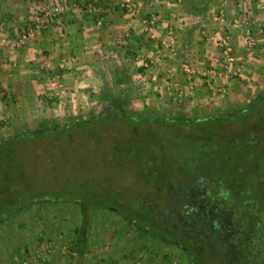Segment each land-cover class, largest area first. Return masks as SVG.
<instances>
[{"label":"crops","instance_id":"0c3cea01","mask_svg":"<svg viewBox=\"0 0 264 264\" xmlns=\"http://www.w3.org/2000/svg\"><path fill=\"white\" fill-rule=\"evenodd\" d=\"M127 2L134 10L123 7L126 0H0V34L12 39L37 17L43 23L41 7L62 4L66 8L23 48L14 49L12 44L3 50L0 115H20L25 122L40 113L42 120L47 119L50 111L45 99L51 97L61 99L70 116L80 112L81 100L96 98L140 101L141 108L134 103L136 109L146 110L159 104L165 107L166 101L175 98L182 108L203 112L231 103L249 104L264 90V34L252 31L264 25V0H235L237 12L231 26H223L215 17L217 0H212L213 6L209 0H184L181 5L176 0ZM100 16L102 23L97 25ZM225 35L232 46L229 62L222 53ZM249 35L259 42L253 55L246 52ZM181 61L191 68L208 63L224 73H216L214 87H203L182 71ZM50 65L54 78L47 71ZM239 68H244L241 80L226 75V70ZM5 93L19 100L15 109H4L1 99ZM92 106L84 107L88 112ZM4 237L8 246H0V264H123L128 251L123 236L112 240L104 234L88 242V258L79 252V258L69 262L64 246L48 254L37 253L40 237H44L36 232L26 238L18 234ZM86 243L81 242L85 249Z\"/></svg>","mask_w":264,"mask_h":264},{"label":"rangeland","instance_id":"374dc122","mask_svg":"<svg viewBox=\"0 0 264 264\" xmlns=\"http://www.w3.org/2000/svg\"><path fill=\"white\" fill-rule=\"evenodd\" d=\"M182 2L184 0H176L175 4L181 5ZM209 2L213 6L212 0ZM217 2L215 17L223 26L234 25L235 16L233 15L237 12L235 0H217ZM55 6L66 9L62 4H51L41 7V11L43 8L49 9ZM130 10H134V7H131ZM38 19L41 18L37 17L33 23L28 22V27L16 35L15 39L10 38L7 34H0V40L7 41V45L0 46V55L12 44L15 45L14 49L23 48L31 41L30 39L35 37L36 31L46 30L45 23H41ZM100 19L102 21L101 16L97 21ZM252 28L254 27L252 26ZM28 31L32 33L31 37H27ZM252 31L254 33L262 31L264 34V25L256 31L255 29ZM23 36H25V40L22 39ZM248 38H253L255 41L253 55L259 42L255 35ZM156 63H160V61ZM180 65L185 74L201 81L200 85L208 88L215 86H213L214 77L221 71L208 63L202 67L194 68L182 61ZM49 68H47L49 77L54 78L52 72L54 67L50 65ZM186 70L195 72L189 74ZM202 72H213L212 75L208 74V76H213L209 86L203 81ZM225 72L227 76H232L231 79H240L243 76L244 68L226 70ZM45 75L47 76V73ZM1 90L4 89L1 88ZM263 96L264 90L250 99L249 104L231 103L222 109L204 110L203 112L182 108L183 104H179L173 97L163 104L165 107L159 104L154 109L148 110L140 109V101H135L140 107L136 109L135 102L132 101L86 99L81 100L80 112L74 116L64 112L61 99L55 100L54 97H51L50 100L45 99L48 101L45 107L50 111L47 119L42 120L40 113L33 115L36 119L31 121L28 119L25 122L20 115L12 117L0 115V144L19 135L35 133L42 123L51 125V127L65 128L81 122H88L91 118L104 115L107 111L113 112V109L119 110L121 117L124 118L116 125H114L115 120L113 119L102 123L101 126L97 124L93 128L90 126L70 131L64 136L61 135L60 137L63 138L59 142L52 141V139L44 140L40 137L31 141L29 137H25L24 140L0 147V184H3V187L0 188V214L3 212L2 218H0V246H8V243H3L4 235L8 234H18L23 238L29 236L30 232H36L38 236L42 235L43 237L49 234L46 238L40 237L37 253L48 254L47 252L52 250L55 252L56 247L64 246L66 258L72 262L74 257L79 258L80 250L83 251V254L86 253V258H88L90 253L88 242L96 236L106 234L109 238L112 237V240L121 236L125 238L128 251L123 255V264H188L186 257L177 247L167 245L162 238L158 237V234L146 233L143 229L127 224L116 208H126V211L128 209L143 211L144 203L128 202L127 199L133 191L142 194L141 191L145 190L146 184L150 183L157 191V194L151 196L153 198L150 201L152 213L157 211L158 215L161 210H168L169 206H172L168 202L169 199L164 198V194H162L168 185L166 177L169 164L165 156V146H167V141L176 142L179 139V137H175L179 130L182 132L181 137L185 139L187 130L183 124H176L169 128L171 133L167 131L164 135L162 132L167 128L158 125V122L163 120L200 121L213 116L242 112ZM16 99L11 93H5L1 99L4 109L8 111L15 109V105L19 101ZM91 103L93 106L89 107L87 112L85 107ZM51 109L56 114L52 115ZM37 110L40 112L39 107ZM261 117L256 118L258 128L264 126V116ZM126 118L138 123H128L125 121ZM145 121L149 122L144 123ZM10 122L14 124H9ZM21 122L23 123L19 125ZM148 126L154 127L157 132L152 133L151 127ZM148 133L151 134L148 136ZM209 138L212 137L209 136ZM149 139L156 143L158 141L159 144L153 146L149 142L148 145L143 144L141 151L138 149L137 153L136 148L140 147L143 142L147 144ZM163 141H166L165 146ZM146 146L152 148L153 151L145 150ZM162 147H164V151ZM149 154L156 158L148 159ZM112 194L116 196L114 199L111 197ZM43 196H45L43 201H38ZM29 221L31 225L26 227L24 224ZM104 224L109 226H99ZM121 231L122 233L119 234ZM82 235L87 242L86 249L84 245L81 246V242H85ZM107 241L109 242V240ZM45 247H49V251H46ZM31 259L34 261L37 258L33 256ZM120 261L122 262V259Z\"/></svg>","mask_w":264,"mask_h":264},{"label":"trees","instance_id":"16d2710c","mask_svg":"<svg viewBox=\"0 0 264 264\" xmlns=\"http://www.w3.org/2000/svg\"><path fill=\"white\" fill-rule=\"evenodd\" d=\"M119 112L113 109L88 122L65 128L42 123L35 133L16 136L0 147L25 137L31 141L40 137L59 142L61 135L76 129L101 126L113 119L116 125L124 119ZM261 115L264 116V96L242 112L200 121L158 122L167 128L162 132L164 135L167 131L171 133L169 128L176 124H183L187 130L185 139L179 130L176 142L167 141L165 146L166 141H163L169 166L168 185L162 194L172 206L158 215L157 211L152 213L151 196L157 191L150 183L142 194L133 191L127 199L144 203L143 211L116 208L117 212L127 224L158 234L167 245L177 247L188 264H264V126L258 128L256 120ZM125 121L138 123L127 118ZM150 129L152 133L157 132L154 127ZM209 136L212 138L208 139ZM148 142L152 146L158 143L149 139L147 144H140L136 152ZM147 149L153 151L146 146ZM154 158L156 156L149 154L148 159ZM82 239L85 241L84 237Z\"/></svg>","mask_w":264,"mask_h":264},{"label":"built area","instance_id":"2783aa9c","mask_svg":"<svg viewBox=\"0 0 264 264\" xmlns=\"http://www.w3.org/2000/svg\"><path fill=\"white\" fill-rule=\"evenodd\" d=\"M124 7L126 9H131V7H133L132 5H129L127 0L126 3L124 4ZM63 8L59 7V6H55L49 9H43L41 12V16L43 17V23H45V25L47 23H50L51 21H53V19H55L57 16H59L62 13ZM96 10V9H95ZM102 23L101 19L98 20L96 22L97 25H100ZM45 27V26H44ZM37 29V27H36ZM27 37H31L32 33L30 31H28L26 33ZM23 40H25V36L22 37ZM222 44V53L224 54V57L226 58L227 61H229L228 59V55L231 52L232 48H231V42L230 39L228 37H224L223 40L221 41ZM7 45V41L5 39H1L0 40V46H4ZM255 47V41L253 38H248L246 41V52L249 55H252V50ZM187 73L189 74H193L195 71L194 70H186ZM211 75L213 74V72H202L201 76L204 77V82L206 83L207 86H209L210 83V79L213 80V76H208V74ZM45 249H47L46 251H49V247H45Z\"/></svg>","mask_w":264,"mask_h":264}]
</instances>
